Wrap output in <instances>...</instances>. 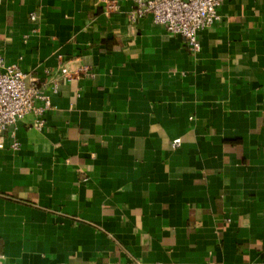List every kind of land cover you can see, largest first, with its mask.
Segmentation results:
<instances>
[{"label":"crops","instance_id":"1","mask_svg":"<svg viewBox=\"0 0 264 264\" xmlns=\"http://www.w3.org/2000/svg\"><path fill=\"white\" fill-rule=\"evenodd\" d=\"M132 3L0 0L52 103L0 148V264H264V0H223L197 52Z\"/></svg>","mask_w":264,"mask_h":264},{"label":"built area","instance_id":"2","mask_svg":"<svg viewBox=\"0 0 264 264\" xmlns=\"http://www.w3.org/2000/svg\"><path fill=\"white\" fill-rule=\"evenodd\" d=\"M222 2L223 0H133L128 19L135 23L140 18L150 16L155 23L163 25L167 32L180 35L188 48L197 52L200 50L197 32L219 19L217 7ZM115 8L116 4L113 2L105 4V11ZM30 17L35 19L36 15L31 13ZM56 70V79L65 77L72 80L88 73L86 66L68 69L61 65ZM27 77L26 72L15 64L7 63L0 54V148L4 147L6 136L12 139L11 148L18 147L14 126L26 113L34 112L37 115L36 126L40 127L43 124L41 115L51 107L49 92L29 86ZM51 89L56 91L57 82L52 83ZM36 101H40V105H35ZM180 143V138L172 140L173 147H178ZM115 264L141 262L132 259Z\"/></svg>","mask_w":264,"mask_h":264}]
</instances>
